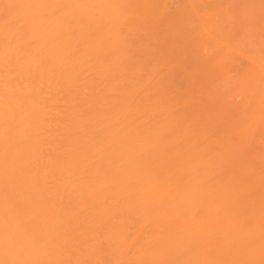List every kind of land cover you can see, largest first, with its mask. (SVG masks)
I'll use <instances>...</instances> for the list:
<instances>
[{
    "label": "bare ground",
    "instance_id": "obj_1",
    "mask_svg": "<svg viewBox=\"0 0 264 264\" xmlns=\"http://www.w3.org/2000/svg\"><path fill=\"white\" fill-rule=\"evenodd\" d=\"M0 264H264V0H0Z\"/></svg>",
    "mask_w": 264,
    "mask_h": 264
}]
</instances>
